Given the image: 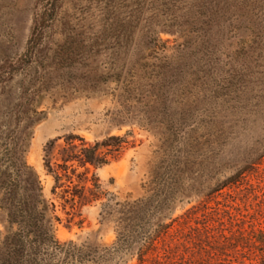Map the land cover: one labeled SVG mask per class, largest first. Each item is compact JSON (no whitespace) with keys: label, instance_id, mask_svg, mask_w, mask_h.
<instances>
[{"label":"rangeland","instance_id":"obj_1","mask_svg":"<svg viewBox=\"0 0 264 264\" xmlns=\"http://www.w3.org/2000/svg\"><path fill=\"white\" fill-rule=\"evenodd\" d=\"M16 139L60 241L111 245L103 203L141 199L107 264H264V0H0V167Z\"/></svg>","mask_w":264,"mask_h":264},{"label":"trees","instance_id":"obj_2","mask_svg":"<svg viewBox=\"0 0 264 264\" xmlns=\"http://www.w3.org/2000/svg\"><path fill=\"white\" fill-rule=\"evenodd\" d=\"M17 140L8 147L5 167H0V209L11 229L0 246V264H107L113 256L133 253L134 232L140 224L141 199L132 203L125 201L113 204L112 198H109L103 203V207L109 209L107 213H112L113 207L117 206L116 211L120 213L117 225L121 231L111 245L60 241L53 230V220L58 217L53 215L51 203L43 194L39 175L25 160L24 150ZM123 143V137L112 135L101 143L82 147L80 154L75 157H80L84 165L101 166L108 161L106 154L119 150ZM99 146L105 147L107 152L99 154ZM56 179H59L58 175ZM96 198H100V195H96ZM124 221L127 223L124 224ZM15 225L17 227L13 230ZM155 240L149 236L138 248L140 259L145 248L155 246Z\"/></svg>","mask_w":264,"mask_h":264}]
</instances>
